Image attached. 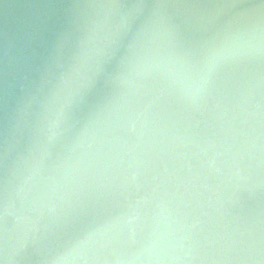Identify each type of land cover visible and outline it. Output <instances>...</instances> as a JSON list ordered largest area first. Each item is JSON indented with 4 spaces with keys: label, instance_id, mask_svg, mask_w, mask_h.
<instances>
[{
    "label": "water",
    "instance_id": "water-1",
    "mask_svg": "<svg viewBox=\"0 0 264 264\" xmlns=\"http://www.w3.org/2000/svg\"><path fill=\"white\" fill-rule=\"evenodd\" d=\"M0 264H264V0H0Z\"/></svg>",
    "mask_w": 264,
    "mask_h": 264
}]
</instances>
